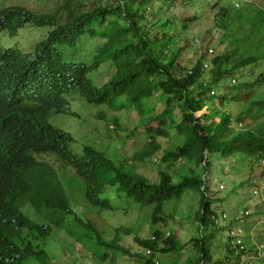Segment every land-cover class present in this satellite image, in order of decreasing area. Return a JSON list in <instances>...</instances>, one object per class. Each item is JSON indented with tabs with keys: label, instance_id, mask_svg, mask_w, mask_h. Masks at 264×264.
Instances as JSON below:
<instances>
[{
	"label": "trees",
	"instance_id": "16d2710c",
	"mask_svg": "<svg viewBox=\"0 0 264 264\" xmlns=\"http://www.w3.org/2000/svg\"><path fill=\"white\" fill-rule=\"evenodd\" d=\"M96 1L99 5L92 10L81 7L66 10L65 20L60 19V12L41 14L18 5L0 6V34L14 37L27 26L53 28L29 53L0 47V154L4 155L0 159V264H51L48 254L34 243L50 238L54 228L64 229L66 217L73 215L54 169L36 163L32 157L21 159L13 145L6 154L5 144L10 138L28 137L29 142L10 140V143L22 145L26 150L54 151L64 165L73 167L83 179L85 201L90 206L110 210V204L100 195L106 187L117 186L119 193L136 204L151 207L152 222L165 227L167 223L161 218L164 205L180 201L187 190L197 189L202 195L200 222L217 218L210 208L203 178L183 177L181 182L174 183L161 172L158 183H152L125 167L126 163L117 166L92 148H84L81 158L73 156L69 150L71 138L48 122L54 114L52 109L62 106L63 95L68 91L76 90L89 105H106L114 111L124 107L123 101L141 112L148 99L160 95L169 106L146 126L149 144L157 137H165L172 126L183 139L182 145L163 159L166 165L188 160L206 171L208 156L228 159L245 155L258 163L264 159L263 122L252 121L259 125V134L251 130L233 133L226 115L217 112L198 118L197 113L214 101L209 97V87L200 82L208 64L199 60L192 68L179 72L177 56H172L170 62L161 61L156 54L159 38L156 41L147 38L139 25L144 19L141 14L144 0H112L111 6H101L105 0ZM241 15L220 7L215 22L228 32L233 27L230 23L235 25ZM88 37L97 39L99 44L104 42L103 47L96 48L94 64L88 67L65 62L60 49L79 45ZM162 47L166 50V43ZM104 61H110L116 72L106 85L98 88L88 75ZM255 61V57H241L235 62L226 55L215 57L210 62L212 84L227 75L231 64L243 69ZM259 82H264V74ZM220 103L224 106L223 100ZM176 110L179 123L171 116ZM216 115L220 117L217 122ZM243 121L242 116L237 120ZM249 183L254 186L252 178ZM86 228L98 235L92 226ZM153 237V242L138 241L141 247L151 250L146 264H159L158 252L177 250L170 236L163 240V234L155 231ZM196 247L198 264H203L209 258L203 238L197 240ZM225 248L233 257L244 254L233 249L231 239H227Z\"/></svg>",
	"mask_w": 264,
	"mask_h": 264
},
{
	"label": "rangeland",
	"instance_id": "374dc122",
	"mask_svg": "<svg viewBox=\"0 0 264 264\" xmlns=\"http://www.w3.org/2000/svg\"><path fill=\"white\" fill-rule=\"evenodd\" d=\"M144 3L141 8L144 19L139 25L147 38H159L156 54L161 61L170 62L172 56H177L179 72L192 68L199 60L208 64L200 82L209 87V97L214 101L197 113L198 118L219 112L229 117L233 133L247 129L259 134V125L252 121L264 123V82H259V76L264 74V16L255 19L250 14L257 8L264 10V0H144ZM15 5L41 14L60 12V19L65 20L66 10H92L99 3L96 0H0L2 7ZM111 5H114L112 0L101 4ZM220 7L242 14L239 22L230 23L233 27L228 32L222 31L215 22ZM51 29L27 26L14 37L0 34V47L18 48L29 53L33 46L46 39ZM165 43L166 50L162 47ZM103 45L104 42L99 44L97 39L88 37L79 45L62 48L61 54L67 63L89 67L95 62L96 48ZM241 48L246 50L241 52ZM222 55L234 60L255 56L257 60L213 85L210 62ZM115 72L112 63L104 61L88 77L101 88ZM65 100L67 112L51 115L49 123L72 137L70 150L74 156L80 158L84 148L91 147L104 153L117 166L126 163L125 167L152 183H158L161 172L169 175L174 183L181 182L183 177L203 178L210 208L217 218L213 221L209 217L200 222L202 195L197 189L187 190L180 201L164 205L161 218L167 223L165 227L152 222L151 207L136 204L119 193L117 186L107 187L100 195L111 207V210H101L86 203L82 178L78 175L72 178L61 171L73 215L66 217L64 229L54 228L50 238L34 243L48 254L51 264H146L149 259L138 241L149 242L155 231L163 234V240L168 235L173 238L177 249L165 254L158 252L159 264H198L196 244L200 238L204 239L209 252V258L203 264H264V199L252 196L254 189L264 190L263 163L245 155L228 159L213 155L207 158L206 171L194 161L164 164L166 155L176 151L183 139L172 126L165 137H157L149 144L146 126L169 106L160 95L148 99L141 112L123 101L124 107L115 111L106 105H89L76 90L65 95ZM222 100L224 106L220 103ZM171 116L176 123L180 122L177 110ZM241 116L245 120L243 123L237 122ZM214 118L217 122L220 117ZM58 164L67 167L62 162ZM251 178L254 186H250ZM245 208L250 212L249 217L237 220L238 213ZM223 213L226 219H222ZM89 225L97 231L101 243L93 230L86 228ZM229 228H237L239 238L244 242L245 252L241 256L233 257L225 248ZM117 246L126 252L119 251Z\"/></svg>",
	"mask_w": 264,
	"mask_h": 264
},
{
	"label": "clouds",
	"instance_id": "9594fccd",
	"mask_svg": "<svg viewBox=\"0 0 264 264\" xmlns=\"http://www.w3.org/2000/svg\"><path fill=\"white\" fill-rule=\"evenodd\" d=\"M263 11V12H262ZM216 16V15H215ZM250 16H253L255 19H257V18H260V17H262V16H264V10L263 9H260V8H257L256 10H254L251 14H250ZM247 17V16H246ZM20 32V31H19ZM8 35V34H7ZM9 36V35H8ZM246 49L245 48H241L240 49V51L241 52H243V51H245ZM60 51H61V49H60ZM24 53V52H23ZM209 54H213V51H209L208 52ZM247 57H249V56H247ZM247 57H244V58H247ZM255 57V56H254ZM214 59V58H213ZM240 58H237V60H234V59H231L232 60V62L234 61H238ZM257 60V59H256ZM252 64H255V62L254 63H252ZM252 64H250V65H252ZM250 65H248V66H246V67H249ZM246 67H244V68H246ZM243 68V69H244ZM236 70H240V69H236L235 68V65L234 64H231L230 66H228L227 67V75L223 78V79H227V78H230V76H232V74L234 73V71H236ZM262 75V74H261ZM260 75V76H261ZM260 76H259V79H260ZM90 79V78H89ZM222 80V79H221ZM232 82L234 83V84H236V81L235 80H232ZM93 84H94V82H93ZM95 85V84H94ZM102 88V87H101ZM71 91H73V90H71ZM71 91H68L66 94H64L63 95V100H62V106H58V107H55V108H53L52 110H53V112H54V114H65L66 112H67V105H66V100H65V95H67L68 93H70ZM210 94V93H209ZM213 94H215V93H213L212 92V95ZM85 101V100H84ZM86 102V101H85ZM88 104V103H87ZM205 108V107H204ZM200 112V111H199ZM51 115H53V114H51ZM50 115V116H51ZM49 119H50V117H49ZM49 119H48V122H49ZM50 124V123H49ZM51 125V124H50ZM52 126V125H51ZM54 127V126H53ZM242 127V125L240 124V128ZM55 128V127H54ZM57 129V128H56ZM58 130H60V129H58ZM247 130V129H246ZM245 130V131H246ZM60 131H62V130H60ZM64 134H66L67 136H69L70 138H71V143L73 142V139H72V137L68 134V133H66V132H64V131H62ZM10 140H18V141H20V142H22V143H26V142H29L30 141V139L28 138V137H24V138H21V139H18V138H10L9 140H6V146H8V148H6V149H4V152L7 154V150H9L11 147H12V145L14 146V147H16V149L19 151V155H18V157H20L21 159H25V160H28L30 157H32V159L36 162V163H38V164H40V165H45V166H47V165H49L51 168H53L54 169V171L57 173V177H58V181H59V183H60V185H61V187H62V189H63V191H64V186H63V180H62V176L60 175V173H61V171H63V173L65 174V175H67V176H70V177H72V178H75L76 176H77V173H76V171H75V169L73 168V167H70V166H67V165H64L63 163V165L64 166H67V167H62V166H60L59 164H58V162H61L59 159H57V155L54 153V151L53 152H51V151H46V152H44V151H36V150H34V151H32L31 150V148L30 149H25L22 145H18V144H11L10 143ZM71 143H70V145H71ZM9 144H11L10 146H9ZM70 145H69V150H70ZM86 148V147H85ZM89 148H91V147H89ZM93 149V148H92ZM95 150V149H94ZM71 151V150H70ZM97 151V150H96ZM97 152H99V151H97ZM102 153V152H101ZM104 154V153H103ZM74 156V155H73ZM82 156H83V152H82ZM81 156V157H82ZM106 156V155H105ZM4 157V155H2V154H0V159L1 158H3ZM76 157V156H75ZM80 157V158H81ZM44 158H52L53 160L52 161H49V160H45ZM77 158V157H76ZM263 163V165H264V159L263 160H261V162L259 163V164H262ZM62 169H64V170H62ZM80 177V176H79ZM81 178V177H80ZM83 180V179H82ZM109 187V186H108ZM115 187V186H114ZM107 188V187H106ZM105 188V189H106ZM105 191V190H104ZM103 191V192H104ZM255 191H257L258 192V195H255L254 194V192ZM119 192V191H118ZM252 196H254L255 198H263L264 199V190L263 191H260L259 192V190H257V189H254L253 191H252ZM96 208V207H95ZM99 209V208H98ZM101 210H103V209H101ZM109 210V209H108ZM111 210V209H110ZM73 212V211H72ZM245 212H247L248 213V217H249V214H250V212L247 210V208H245L244 210H241L240 211V213H238V215H237V220H243V219H245V218H248V217H246V216H244V213ZM243 214V217H241L240 218V214ZM72 216V215H71ZM224 216V215H223ZM69 217V216H68ZM74 217H76V216H74ZM78 220V219H77ZM63 228H65L64 226H63ZM236 230V229H235ZM229 231L227 230V233H228ZM51 236H52V234H51ZM95 237H96V239L98 240V243H101V240L98 238V235L96 236L95 235ZM168 237H169V235H168ZM154 237H152L151 238V241L153 242V241H155V238L153 239ZM230 239V238H229ZM112 242V241H111ZM111 242H109V243H111ZM243 244H244V242H243ZM244 247H245V245H244ZM119 248V247H118ZM119 251H121V252H126V250H124V249H122V248H119L118 249ZM144 253H145V256L149 259L150 258V256H148L147 254H146V252L148 251V250H150V249H145L144 248ZM151 251V250H150ZM243 252H245V250L243 251Z\"/></svg>",
	"mask_w": 264,
	"mask_h": 264
},
{
	"label": "built area",
	"instance_id": "2783aa9c",
	"mask_svg": "<svg viewBox=\"0 0 264 264\" xmlns=\"http://www.w3.org/2000/svg\"><path fill=\"white\" fill-rule=\"evenodd\" d=\"M220 189H223V187L221 186ZM255 195H258V192L255 191L254 192ZM248 213L245 212L244 213V216H247ZM243 217V214L241 213L240 214V218ZM222 219H226V216H222ZM227 235L229 236V238L231 239V246L233 247V249L235 248L237 253H240V252H243L245 250V247H244V244H243V241L241 240V238H239V234H238V231L237 230H233V231H230L227 233ZM154 239V238H153ZM146 254L148 256H151L152 253L150 250H148L146 252Z\"/></svg>",
	"mask_w": 264,
	"mask_h": 264
}]
</instances>
